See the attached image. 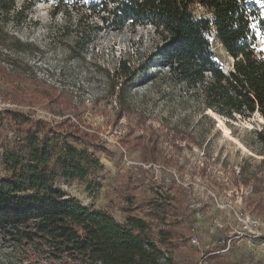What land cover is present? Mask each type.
I'll use <instances>...</instances> for the list:
<instances>
[{
	"label": "rangeland",
	"instance_id": "374dc122",
	"mask_svg": "<svg viewBox=\"0 0 264 264\" xmlns=\"http://www.w3.org/2000/svg\"><path fill=\"white\" fill-rule=\"evenodd\" d=\"M117 1L15 0L8 12L0 8V111L95 135L100 170L86 182L58 178L55 187L121 223L131 204L133 215L151 222L146 205H166L165 228L175 238L161 264H264V134L256 136L264 119L217 115L225 133L202 97L150 63L119 118L116 69L121 61L145 65L160 39L152 27L119 29L106 10ZM241 1L264 58V0ZM211 42L230 71L233 61L214 36ZM15 136L0 122V178ZM161 227L153 222L155 232Z\"/></svg>",
	"mask_w": 264,
	"mask_h": 264
},
{
	"label": "trees",
	"instance_id": "16d2710c",
	"mask_svg": "<svg viewBox=\"0 0 264 264\" xmlns=\"http://www.w3.org/2000/svg\"><path fill=\"white\" fill-rule=\"evenodd\" d=\"M113 3L106 10L119 29L127 24L152 27L160 39L145 65L131 67L121 61L116 69L112 89L119 118L130 110L128 97L137 80L149 73L150 63L167 69L202 97L204 111L234 121L256 114L264 119V58L256 53V34L243 1ZM14 6L15 0H0L4 11ZM212 36L233 61L230 71L216 60ZM4 120L16 136L2 154L7 175L0 178V264H161L163 248L175 238L165 228L166 205H146L153 222L163 226L155 232L153 222L132 214L133 204L121 223L108 211L86 207L55 187L58 178L86 182L100 170L91 141L95 135L79 127L65 132L18 112L0 111V122ZM263 134L264 128L256 132L259 139Z\"/></svg>",
	"mask_w": 264,
	"mask_h": 264
},
{
	"label": "bare ground",
	"instance_id": "6f19581e",
	"mask_svg": "<svg viewBox=\"0 0 264 264\" xmlns=\"http://www.w3.org/2000/svg\"><path fill=\"white\" fill-rule=\"evenodd\" d=\"M221 46H222V45H221ZM211 113H212V112L210 111L209 114H211ZM212 114H213V113H212ZM214 116L218 119V124H219V126H220V127H224V124H223L222 120L219 119V117H218L217 115L214 114ZM224 131H225V133H228V132H229L228 129H226L225 127H224Z\"/></svg>",
	"mask_w": 264,
	"mask_h": 264
},
{
	"label": "water",
	"instance_id": "95a60500",
	"mask_svg": "<svg viewBox=\"0 0 264 264\" xmlns=\"http://www.w3.org/2000/svg\"><path fill=\"white\" fill-rule=\"evenodd\" d=\"M221 44V43H220ZM222 45V44H221ZM210 111V110H209Z\"/></svg>",
	"mask_w": 264,
	"mask_h": 264
}]
</instances>
